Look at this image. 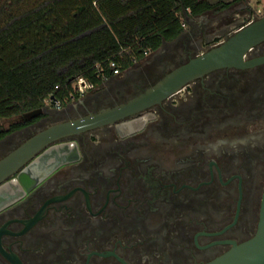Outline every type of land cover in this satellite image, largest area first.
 I'll list each match as a JSON object with an SVG mask.
<instances>
[{"label":"flooded vegetation","instance_id":"obj_1","mask_svg":"<svg viewBox=\"0 0 264 264\" xmlns=\"http://www.w3.org/2000/svg\"><path fill=\"white\" fill-rule=\"evenodd\" d=\"M246 7L192 18L138 70L69 103L49 101L46 116L23 117L17 123H30L0 141V161L53 126L144 95L260 18ZM256 61L213 70L132 119L39 152L0 184V264H211L255 239L264 197V42L244 57Z\"/></svg>","mask_w":264,"mask_h":264},{"label":"trees","instance_id":"obj_2","mask_svg":"<svg viewBox=\"0 0 264 264\" xmlns=\"http://www.w3.org/2000/svg\"><path fill=\"white\" fill-rule=\"evenodd\" d=\"M252 0H0V121L80 97V78L95 86L125 72L200 17ZM251 8V7H250ZM255 13V12H253ZM30 122L0 128V141Z\"/></svg>","mask_w":264,"mask_h":264},{"label":"water","instance_id":"obj_3","mask_svg":"<svg viewBox=\"0 0 264 264\" xmlns=\"http://www.w3.org/2000/svg\"><path fill=\"white\" fill-rule=\"evenodd\" d=\"M185 17L188 23L191 19L187 15ZM263 42L264 16L252 20L247 25L239 26L226 40L177 68L144 95L134 98L127 104L104 111L96 116L59 124L39 133L0 161V184L16 174L39 152L54 143L101 126L132 119L176 93L191 80L213 70L247 68L258 64L259 61L245 63L244 57ZM51 102L56 104L54 97H51ZM43 115L46 116L44 109H39L25 115L24 118L34 119ZM211 264H264V197L261 221L256 238L235 248L232 252Z\"/></svg>","mask_w":264,"mask_h":264},{"label":"rangeland","instance_id":"obj_4","mask_svg":"<svg viewBox=\"0 0 264 264\" xmlns=\"http://www.w3.org/2000/svg\"><path fill=\"white\" fill-rule=\"evenodd\" d=\"M212 2H215L217 0H211ZM224 1H229V0H224ZM243 5V4H242ZM237 6V5H236ZM235 6V7H236ZM244 6V5H243ZM247 6V5H246ZM251 7V8H250ZM250 7H246L247 11L252 10L253 12L256 13V15H261L260 17L264 16V0H252L250 2ZM249 8V9H248ZM237 9V8H236ZM210 14V13H209ZM242 14H240V16H242ZM210 17H214L213 15H210ZM192 20H189L188 23L186 24V29L189 28V22H191ZM151 57V56H149ZM145 65V60H143L142 62L138 63L136 66H134L135 70H138L139 68L143 67ZM133 69V70H134ZM113 76H111L109 79H107L108 83L109 81L112 79ZM106 79H104V83H106L107 81H105ZM103 83V84H104ZM23 117H18V118H13V119H8V120H2L0 121V128L3 129H9L13 124L17 123L18 121H21Z\"/></svg>","mask_w":264,"mask_h":264},{"label":"built area","instance_id":"obj_5","mask_svg":"<svg viewBox=\"0 0 264 264\" xmlns=\"http://www.w3.org/2000/svg\"><path fill=\"white\" fill-rule=\"evenodd\" d=\"M111 68L113 69V76L120 75L121 71L116 67L115 63H111ZM107 81V79L105 80ZM96 88L88 79L80 78L73 84V89L75 93L83 95L89 91H92ZM60 102H56V105H60Z\"/></svg>","mask_w":264,"mask_h":264},{"label":"crops","instance_id":"obj_6","mask_svg":"<svg viewBox=\"0 0 264 264\" xmlns=\"http://www.w3.org/2000/svg\"><path fill=\"white\" fill-rule=\"evenodd\" d=\"M238 5H242V4H238ZM243 5L245 6V4H243ZM235 6H236V5H235ZM235 16H237V17H238V15H237V14H236ZM190 19L192 20V18H191V17H190ZM184 20H185V25H184V27H185V29H186V24H187L186 17H185V19H184ZM152 54H153V53H152ZM107 82H108V81H107ZM107 82H106V83H107Z\"/></svg>","mask_w":264,"mask_h":264}]
</instances>
